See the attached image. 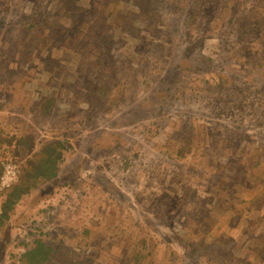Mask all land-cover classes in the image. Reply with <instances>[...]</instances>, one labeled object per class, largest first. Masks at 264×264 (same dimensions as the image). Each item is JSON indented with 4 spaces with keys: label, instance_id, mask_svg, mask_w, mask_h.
I'll return each instance as SVG.
<instances>
[{
    "label": "rangeland",
    "instance_id": "1",
    "mask_svg": "<svg viewBox=\"0 0 264 264\" xmlns=\"http://www.w3.org/2000/svg\"><path fill=\"white\" fill-rule=\"evenodd\" d=\"M40 1L46 4L48 10L53 9V0H0V17L7 12L4 16L8 20L7 26L0 28V102L4 101L8 105L0 108V119L7 120L5 115L8 111H15L17 114L12 117L18 116L22 120L13 130L8 126L4 127L5 130L10 135L17 133L18 136L33 137V144H37L38 140L47 143L64 135H74L82 143L94 126L100 129L106 125L125 105L115 109L107 105L110 106L109 111L96 107L86 114V118H82V123L72 119L63 126L64 129H54L57 122L65 123L68 106L79 104V109L85 107L83 102L77 100L85 92L84 81L96 78L103 66L99 62L92 64L88 60L73 58L71 48L74 43L64 45L61 50L65 52L54 51L58 50L52 48L58 44L56 35L44 30L39 24L30 30L33 40L31 35L22 34V28L27 26L29 18L19 20L17 16L20 18L26 16L24 13L32 14ZM216 1L205 0L207 3L204 5L203 15L198 16L203 20L205 29H196L195 24H189V20L183 19V14L179 16L180 19L169 22L164 40L171 43L167 42L165 45V59L173 64V71H178L179 75L181 65L179 66L178 56L189 45L187 41H180V38L183 39V35L187 37L189 33L191 39L198 44L206 45L207 48L203 51L205 60H211L210 66L214 65L215 71L224 80L223 83L217 91H212L196 82L205 83L201 74L193 77L196 81L193 78L174 81L171 77L168 88H177L164 94L162 91L167 82L159 72L166 61L154 60L158 53L153 55L146 51L147 48L151 50L154 47L157 52L163 48V39L155 33L157 26L151 23L153 19L140 11L134 0L130 6L133 10L114 0H78L77 9L81 13L77 18L81 27L76 34L84 29L83 35L97 38V45H108L116 53L118 46L122 53L124 41H127V44L133 45V53H139L136 61L127 67L131 72L122 69L121 75H117L124 83L122 94L132 100H141L148 92L139 89L141 86H137L138 83L145 81L148 85L151 84L150 88L158 84L163 100L156 98L153 103L164 102V108L171 114L168 119H184L165 128L162 124L165 132L154 140L148 141L143 135L141 139L134 135L127 144H119L117 147L113 138L120 130H108L109 136L113 133L110 144H115L114 151L108 156L96 155L91 166L113 182L124 197L118 202L98 191L97 186L95 190H85L87 192L81 197L80 204L85 210L89 208L101 211L102 209H97L101 202L109 206L103 209L105 212L116 209L124 219V228L97 231L93 223L95 229L88 233L90 242L87 248L94 250L96 264H130L139 251L147 253L145 261L151 264H262L256 260L252 247L246 242L258 235L264 236V190L257 189L250 193L246 189L248 185L257 188L264 184V32L261 24L255 27L256 18L250 17V9L256 5L257 0L245 3L244 0H231V12L236 10L250 19L240 32L238 29L230 31L228 8L221 10L219 14L214 13V9L223 5L226 0ZM167 2L176 9H184L194 3L193 0ZM109 13L113 17L108 16ZM89 26L91 27L87 28ZM174 27L177 28L173 29ZM148 42L151 45L146 48ZM197 50V47L191 48L189 57H200ZM58 54L59 63H48L50 56ZM97 60L100 58L96 57ZM171 72L172 68L169 76L172 75ZM175 82L178 84H174ZM49 97L54 98L55 105L50 107L47 114H39L37 110L23 114L19 110L20 106L30 110ZM232 120L237 121L233 125L228 124ZM250 133H255L256 136L253 135L251 143L247 145L244 138L245 134ZM162 136L165 142L160 139ZM178 136L183 141L192 142L195 152L176 163L171 158L170 149ZM39 147L40 144L33 147L32 151ZM84 148L85 146L79 147L81 150ZM18 149L23 154L21 146ZM252 151L254 156H249ZM159 154L162 158L158 157ZM240 157L255 171L245 174L243 164L237 165L235 161ZM226 159L228 163L224 162ZM16 164L21 165L20 162ZM234 170H240L238 179L233 176ZM149 171L151 175L148 174ZM157 171L160 173L156 174ZM101 184L103 179L99 178L97 185ZM66 189V184L57 185L54 191L56 194L39 206V210H52L41 213L34 220L46 223L49 218L47 215L52 214L54 217H50L52 222L46 229L51 231L54 228L52 235L56 234L62 242L68 244L75 238L73 230L67 232L75 219L72 214L64 213L65 206L61 201L67 196ZM73 200L74 196H71L68 202L71 204ZM214 202H217L216 206L213 205ZM236 207L242 209L241 215L235 211ZM31 211L28 203L16 210L18 214ZM80 211L82 213L81 209ZM206 215L212 219L206 218ZM145 217L151 219L154 229L150 230L138 221V218ZM24 219L19 225L21 231L23 225L26 227L30 224L27 218ZM91 224L88 219L86 227ZM60 225H63L64 232L55 231ZM14 228L17 231V227ZM112 235L123 238L119 253L100 251V244ZM163 237H166L167 246L166 242H159ZM48 239L52 240L50 235ZM203 241L211 245L208 252L203 251ZM231 246L243 247L241 250L233 249L228 255V248ZM123 258L128 260L122 261ZM9 261L10 258L8 263ZM16 261L15 259L11 263Z\"/></svg>",
    "mask_w": 264,
    "mask_h": 264
},
{
    "label": "trees",
    "instance_id": "2",
    "mask_svg": "<svg viewBox=\"0 0 264 264\" xmlns=\"http://www.w3.org/2000/svg\"><path fill=\"white\" fill-rule=\"evenodd\" d=\"M114 1L119 3V5L123 4L127 7H130L132 4V0ZM193 1V4L190 3L189 6L184 9H176L168 4L167 0H134V2L138 4L139 10L142 13L148 14L149 17L153 19L151 23H155L157 26L155 33L163 39L161 42L163 48L157 50V52L154 51V47L150 50L147 47L150 46L151 43L148 42L146 51L153 55L158 53V56L155 57L154 60L161 59V62L166 61V64H164V67L159 72L161 78L167 82V84L164 85L166 88H163L162 91L164 94L173 92L177 88V86L168 88V81L171 77L174 81H180V79L185 78L187 80L201 74L205 82L204 84H200L195 78L192 80H195L199 86L201 85L207 90L212 91H217L218 87L224 81L219 77V73L215 71L214 65L210 66L211 60H205L203 51L207 48L206 45L204 43L198 44L195 40L191 39L189 33L187 37L183 35V39L182 37L180 38V41H187L189 45L183 48L184 52L179 55L180 57L178 56L179 66L181 65L179 68V75L178 71H173V64L165 59L167 56L165 45H167V42L169 44L171 43V41H165L168 24L171 20L180 19L179 16L183 14V19L189 20V24H195L196 29L206 28L203 20L199 19L198 16L203 15V8L207 2H205V0ZM246 1L248 0H244L243 3ZM213 2L217 1L213 0ZM230 2L231 0H226L223 5H219L214 9V13L219 14L221 10L228 8V18L230 17L228 24H230V31L233 32L238 29L240 32L245 28L246 23L250 19L236 10L231 12L232 7L229 5ZM53 4V9L48 10L46 4L40 1L35 12L32 14L27 15V13H24L26 16L20 18L17 16L19 20H27V17L30 20L26 22L27 26H23L22 34L31 35L33 40V34L30 30L34 28L33 26L39 24L44 30L52 32L54 36L56 35L57 39L55 38V40L58 44L52 48L58 50L54 51L65 52V50H61L64 48V45L74 43L73 48H71L73 58L78 57L82 60H88L89 62H93L92 64L99 62V64L103 66L102 72L98 71L101 73H99L96 78L92 77L84 81L83 86L85 87V92L80 94L77 100L83 102L85 107L83 108L82 106L79 109V104L68 106L64 118L65 123L61 124L57 122L54 129L66 126L72 119H74V122L80 121L82 123V118L84 116L86 118V114L90 113L96 107L104 111L110 110V106L107 105H111L114 109L121 105H125V107L123 110H120L116 116H112L114 119H111L106 125L101 126L100 129L94 126L92 131L88 132L85 140L86 142L84 141L82 143L79 142L80 138H76L74 135H72V137L64 135V137L60 139H51L47 143L38 140L37 144L32 143L33 137L31 136H18L17 133L10 135V132L6 131L4 127L8 126L10 130H13L14 126H17L22 119L18 116L12 117L13 114H17L15 111L9 110L7 113V111L4 110V112L7 113L5 115L7 120L2 121V118L0 119V174L4 163L10 162L16 164L20 162L21 165H19L20 173L17 182L0 192V264H96L94 250L87 248L88 242H90L88 241V233L95 229L93 223L96 225L97 231L99 229L109 231L115 227L119 230L124 228V219L119 215L116 209H111V212H105L103 209L109 206L101 202L100 206L97 208L98 210L102 209L101 211H95V209L89 208L85 210L84 208L82 209L80 204L81 197L87 192L85 190H95L97 186L98 191H101L106 196L115 198L118 202L124 197L121 194L122 192L113 185V182L100 173L97 168L91 166V161L96 155L102 154L108 156L114 151L115 144H110V142H112L110 136L113 133L109 136L108 130H120L115 133V137L113 138L116 141L117 147L119 144H127L134 135L140 139L141 135H143L145 140H154V138L165 132V129H162V124L164 125L163 128H165L173 125L174 122H181L184 120L181 118L168 119L167 117L171 114L164 108V102H160L159 104H157V102L153 103L156 98L163 100V93L162 95L159 94L158 84L150 88L151 84L148 85L145 81L138 83L137 86H141L139 89L148 92L141 100H132L131 97H126L122 94L124 83L120 81L117 75H121L122 69L131 72L127 67L130 63L136 61L139 56L138 52L135 54L133 53V45H129L127 41H124L121 49L122 53L119 52V46L116 53V51L108 45H97L95 42H97L98 39L95 37H88L86 34L83 35L84 29H81L79 34H76L81 27V22L77 18L81 13V11L77 9L78 0H53ZM130 9L133 10L134 8L130 7ZM4 15H7V12L0 17V28L8 24V20ZM250 15V17L256 18L257 23L255 27H259L261 24L264 32V0H257L256 5L250 9ZM108 16H112L111 13H109ZM63 19L64 22L62 23L61 21ZM219 22H222V20H219ZM90 27L91 26L87 28ZM176 28L177 27H174L173 29ZM75 40H78V42L76 43ZM229 44L228 41V45ZM193 47H197L200 57H189V54L192 53L191 48ZM48 49L50 50V48ZM59 55L60 54L50 56L47 59L48 63H59ZM96 57L100 58V60L96 61ZM170 68H172L171 76L168 75ZM174 84L177 85L178 83L175 82ZM3 102L4 101L0 102V108L5 106L8 107L7 104H4L6 102ZM54 105V98L49 97L46 101L38 103L34 108H30V110L22 106H20L19 110L23 114L33 112L31 110H37L39 114H47L50 107ZM190 121L191 120H188V122ZM236 121L237 120H232L228 124L233 125ZM64 128L65 127H63V129ZM245 135L244 139L247 141V145L251 143L253 135L256 136L255 133ZM181 138L182 137L179 136L176 137L173 141L175 145L171 146L170 149L171 158L175 162L185 160L188 154L195 152L193 143L185 140L183 141ZM160 139L165 142L164 136ZM38 144H40V147L32 151V148L36 147ZM19 146L23 149V154L19 153ZM84 146V150L79 149V147ZM121 146L122 145H120V147ZM223 148L224 147H221V149ZM249 156H254V152L252 151ZM158 157H161L160 154ZM227 159L224 161L225 163H228ZM250 159L253 161V158ZM235 161L237 165L243 164L245 174L255 171L250 164L243 161V158L240 157L235 159ZM239 172L240 170L233 171L235 179L239 178ZM159 173V171L156 172V174ZM148 174L151 175L152 173L149 171ZM178 175L177 173L176 176ZM99 178L103 179V184L101 185H97V180ZM73 183L75 185H72ZM65 184L68 187V189H66L67 196L61 203L65 206L64 213L67 212V214H72L75 219L73 225L70 226L71 228L67 229V232L73 230L72 233L75 235V238L68 244H65L64 241L62 242L60 240L61 238L59 239L56 234L52 235L54 228L51 229V231L46 229V226L52 222V220H50L51 216L52 218L54 217L52 214L47 215L49 218L46 223L37 221V219L34 220V218L40 216L41 213L52 210V208L39 210L40 203H45L48 199H51V195L56 194L54 191L57 185L65 186ZM190 189L191 188H188V190ZM257 189L261 191L264 190V184H260L257 188H254L253 185H248L246 191L251 193L256 192ZM71 196H74V200L70 204L68 201ZM25 203L30 204L32 211L30 213L20 212L18 214L16 210H19L20 206ZM213 205L216 206L217 202H214ZM79 208L82 210V213ZM59 209L60 207L58 206V212H60ZM34 210H36L35 213H33ZM235 211H237L239 215L243 212L242 209L237 207ZM137 214L140 215L139 212H137ZM24 218H27L30 224L26 227L23 225V230L21 231L19 230V225L21 222L25 221ZM206 218L212 219L209 215H206ZM88 219L92 224L86 227ZM138 221L145 224L148 229H154L150 218H138ZM15 226L17 227V231L14 228ZM75 227H77V229L74 230ZM55 231L64 232L63 225L57 226ZM49 235L52 240L48 239ZM79 237L82 239L79 240ZM123 242L122 237L116 238L112 235L111 238H108L100 244L102 245L100 251L104 253H119ZM159 242L161 244L166 242V246L168 245L166 237H163ZM246 243L252 247L256 260L263 264L264 236L258 235L249 239ZM145 247L146 246H143V248ZM202 247L204 248L203 251L208 252L211 245L203 241ZM242 247L243 246L229 247L228 255L231 254L233 249L237 248L241 250ZM10 250H14V252ZM85 252L91 253L87 254ZM7 255H9L10 258L9 263ZM146 258L147 253L139 251L131 259L132 262L130 264H151L145 261ZM15 259L17 261L11 263ZM127 260L128 258L122 259V261Z\"/></svg>",
    "mask_w": 264,
    "mask_h": 264
},
{
    "label": "built area",
    "instance_id": "3",
    "mask_svg": "<svg viewBox=\"0 0 264 264\" xmlns=\"http://www.w3.org/2000/svg\"><path fill=\"white\" fill-rule=\"evenodd\" d=\"M20 166L13 163H4L0 174V192L15 184L18 180Z\"/></svg>",
    "mask_w": 264,
    "mask_h": 264
},
{
    "label": "clouds",
    "instance_id": "4",
    "mask_svg": "<svg viewBox=\"0 0 264 264\" xmlns=\"http://www.w3.org/2000/svg\"><path fill=\"white\" fill-rule=\"evenodd\" d=\"M181 161H183V160H181ZM176 163H179V161L178 162H176ZM179 174V173H178Z\"/></svg>",
    "mask_w": 264,
    "mask_h": 264
}]
</instances>
